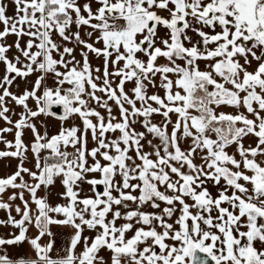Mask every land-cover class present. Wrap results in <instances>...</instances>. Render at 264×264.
<instances>
[{
	"label": "snow or ice",
	"instance_id": "1",
	"mask_svg": "<svg viewBox=\"0 0 264 264\" xmlns=\"http://www.w3.org/2000/svg\"><path fill=\"white\" fill-rule=\"evenodd\" d=\"M0 65V264H264V0H0Z\"/></svg>",
	"mask_w": 264,
	"mask_h": 264
},
{
	"label": "rangeland",
	"instance_id": "2",
	"mask_svg": "<svg viewBox=\"0 0 264 264\" xmlns=\"http://www.w3.org/2000/svg\"><path fill=\"white\" fill-rule=\"evenodd\" d=\"M93 7H95V5H93ZM8 14L11 15L12 14V7L10 6L9 7V10H8ZM86 30H82V35H84V32ZM161 35H164V32L163 30H161ZM86 38V37H85ZM25 40L27 38H24ZM57 40H59V37H56ZM15 40V37L14 36H10L8 38V42L9 43H12L13 41ZM23 43V41H22ZM69 47H71L72 45L69 44L68 45ZM98 47L100 45H97ZM14 52V50H13ZM13 52H10L9 53V56H12L13 55ZM76 55H77V59H80V56H79V49H77V52H76ZM90 60H91V63L93 65V67H96V66H100L101 63H102V58L100 59H97L94 55H91L90 56ZM161 63H163L164 61L161 60L160 61ZM201 67H204L203 63L201 64ZM3 74V66L0 65V75ZM36 79V76L33 75V76H30L28 78L29 81H32L34 82ZM47 83L49 85H51L53 83L52 79L49 78ZM26 87V84L24 81L22 80H19L17 79V81L15 82V84L13 85L12 87V91L13 92H20L22 91L24 88ZM127 87H131V85H128ZM154 91L153 89H149V93L151 94V92ZM161 95H163V93L161 92L160 93ZM29 104L30 106H34L33 103L31 101H29ZM9 107L12 108L13 110V113H16L18 114L20 111H21V108L19 106H15L14 104L10 103L9 104ZM12 119L15 120V119H18V115H13L12 116ZM155 120H159L160 117H154ZM40 120H43L47 125H48V132H49V135L51 134H54L55 131L59 128L60 126V121L56 120L55 118H45V117H40L39 120L36 121L37 123V126L40 127ZM77 124L80 123L79 120H76L75 121ZM8 125L5 124V122L3 120H0V128H3V127H6ZM138 130H142L139 128V126H137ZM40 130L41 132L43 133L44 129L42 127H40ZM14 131L15 129H13V132L12 133H5L4 136L7 140H14ZM23 139L25 141V143H28L29 141H31L33 139L32 137V134H31V131L28 130V129H25L24 131V136H23ZM92 144H91V140L89 142V147H91ZM5 146L0 143V150H4ZM29 159H31V153H29ZM197 163H199V160H197ZM16 165H17V160L16 159H12V158H5V159H0V176H5L7 174H10L11 172H13L16 168ZM26 167H32V163H26L25 164ZM27 179V177H25ZM87 188V186H85ZM62 191V186L60 185L59 181L56 182V184L54 186H52L50 188V190L46 191L45 189H41L40 192H39V195L40 196H48V202L52 205V206H55L56 204L58 203H64L63 200L60 199L58 193ZM213 194L215 195V190L213 189ZM16 203H20V201H16ZM163 207V205H162ZM148 211H152V209H147ZM57 218H62V217H57ZM53 225H51L50 227H52ZM61 227V228H68L67 230L72 234L73 232V229H71L70 227H67V226H60V225H54V227ZM56 228V229H57ZM87 232V231H85ZM87 235H91V233L87 232Z\"/></svg>",
	"mask_w": 264,
	"mask_h": 264
},
{
	"label": "crops",
	"instance_id": "3",
	"mask_svg": "<svg viewBox=\"0 0 264 264\" xmlns=\"http://www.w3.org/2000/svg\"><path fill=\"white\" fill-rule=\"evenodd\" d=\"M6 198L7 197L5 196V199ZM13 215H15V213H13ZM3 218H6V214L3 211H0V219H3ZM56 228L57 227L56 226L54 227V225L50 227V230L53 232L54 237H49L46 235L41 240L42 244H46L50 239H53V238L56 241H58V245L53 251L54 256L57 255L58 253L63 252L64 245L66 244V242L69 240L71 236V233L68 231L69 230L68 228H61V227L57 229ZM12 231L13 229L11 227L0 226V235H7L8 233ZM36 234H37V229H35L34 227L30 228L28 235L30 237H34ZM84 234L87 235V232H85ZM79 250L80 249H77V251ZM10 251L17 255H23L28 258H34V252L32 251V249L27 243L23 244L20 248H14V249H11Z\"/></svg>",
	"mask_w": 264,
	"mask_h": 264
}]
</instances>
